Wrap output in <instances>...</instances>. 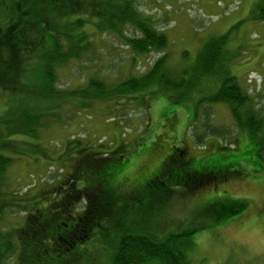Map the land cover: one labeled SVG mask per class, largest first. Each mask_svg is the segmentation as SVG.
Returning a JSON list of instances; mask_svg holds the SVG:
<instances>
[{
	"label": "rangeland",
	"instance_id": "obj_1",
	"mask_svg": "<svg viewBox=\"0 0 264 264\" xmlns=\"http://www.w3.org/2000/svg\"><path fill=\"white\" fill-rule=\"evenodd\" d=\"M121 1L127 0H75L71 5L66 3L71 6L68 8L71 17H66L67 13L50 17L56 28H66L78 17L102 22L103 15L98 9ZM128 1L167 36V49L163 53L137 55L124 39L138 37L132 27H123L120 36L103 34L92 23L86 24L83 30L90 44L79 58L59 69L56 85L65 96L53 99L58 105L41 120L36 138L15 132L11 137L19 141L16 144L21 148L13 151L0 147L1 154L11 160L4 173L2 198L10 199L17 194L42 203L60 200L64 193L63 196L51 193L68 181L80 152L108 151L123 163L112 181L120 185L116 184L118 188L113 194L107 189L96 190L94 199L100 200L99 210L108 221L104 224L105 236L102 240L95 233L90 242L79 248L76 255L83 257L77 261L89 255L93 264H108L113 245L124 232L150 229L159 237L191 234L194 244L188 253L191 264H264V160L258 159L254 143L247 140L249 135L237 132L229 138L210 137L203 146H197L189 127L200 126L203 109L195 115L193 101L174 104L158 88L135 94V101L122 100L116 90L131 74H145L164 53L168 65L180 69L196 57L208 38L230 32L231 71L240 85L264 102V23L251 17L257 0ZM58 11L62 10L52 13ZM45 12L51 13L50 9ZM33 44L34 39H25L24 46ZM36 46L35 51L26 53L27 60L24 56L20 60V65L26 62L23 80L29 84L14 83V95L0 91V133L6 132L3 119L20 106L21 90L44 91L40 74L34 68L40 54V44ZM185 53L189 58H184ZM92 82L110 87L109 96L88 91ZM211 112L215 125H233L227 106L215 105ZM178 148H183L182 154L187 155L185 161L190 160L187 164L190 170L214 164L230 166L240 173L208 182L206 187L192 188L191 182L183 187H171L166 182L149 185ZM85 180H69L65 192L70 184L83 190L89 183ZM148 185L149 192L142 193ZM84 206L82 201L75 211H82ZM12 208L6 210L2 222L5 231L15 235L25 224L28 208L23 207L24 212ZM235 211L238 212L233 214ZM7 264H20L17 255Z\"/></svg>",
	"mask_w": 264,
	"mask_h": 264
},
{
	"label": "trees",
	"instance_id": "obj_2",
	"mask_svg": "<svg viewBox=\"0 0 264 264\" xmlns=\"http://www.w3.org/2000/svg\"><path fill=\"white\" fill-rule=\"evenodd\" d=\"M84 1L86 0H81ZM72 2L75 0H0V91L14 95L16 93L14 83L29 84L23 80L27 74L24 71L26 62L20 65V60L23 56L27 60L26 53L35 51L36 43L40 44L38 48L40 54L34 68L36 67L40 74L39 82L44 90L20 91L22 95L19 97L23 99L18 110L3 119L6 132L0 133V136H3L0 138V147L18 151L21 146L19 147L16 142L19 141L11 137L15 132L17 135L25 134L31 139L36 138L42 121L49 115L48 110L58 105L53 99L65 96L56 85L59 69L72 59L79 58L90 44V39L83 30L86 24L92 23L103 34L116 33L120 36L123 27H132L139 34L138 37L124 39L127 46L137 55L163 53L167 49V36L160 33L153 20L143 15L137 6L128 0L117 5L111 3L109 6H101L98 11L103 15L102 22L94 23L78 17L66 28L53 26L50 15L65 16L67 13L66 17H71L68 13L71 6L66 3L71 5ZM256 2L251 17L264 23V0ZM49 9L51 13L45 12ZM53 10L62 11L52 13ZM230 34L228 32L208 38L196 57L180 69L170 67L168 57L164 53L145 74L140 76L131 74L117 85L116 90L122 100L135 101L137 99L135 94H141L150 88H158L174 104L193 101L195 115L196 113L199 115L200 109L206 110L205 113L201 110L200 126L189 127L195 145L203 146L210 137L229 138L234 133L243 132L249 135L248 142L254 143L258 159L264 160V102L240 85L231 71L233 59L229 49ZM25 39L27 41L34 39V44L30 47L24 46ZM184 58H189V54L185 53ZM87 88L90 92L109 96L110 87L101 83L92 82ZM219 104L229 108L233 122L231 127L214 124L211 110ZM80 144L81 142L78 143ZM182 150L183 148L175 149V155L174 150L172 151L171 158L167 159L165 166L155 174L149 185L153 182L161 184L166 182L171 187H183L191 182L192 188L206 187L208 182L219 181L229 175L240 173L231 170L230 166L214 164H205L198 169L190 170L189 165L187 166L190 160L185 161L187 155L182 154ZM1 153L0 264H7L15 254L20 264H82L83 261L93 264L94 259L89 255L84 260L77 261L83 256L78 257L76 254L82 245L92 240L95 233H98L102 240L105 236V225L108 221L101 215L100 200H95L94 194L96 190L105 189L113 194V190L118 188L116 184H120L112 181L114 174L123 166L121 160L113 158L114 153L108 151L84 154L83 149L68 181L78 182L87 178L89 183L83 190H77L70 184L66 192L64 187L68 181L63 183L60 189H56V193L50 192L54 196L65 194L62 195L61 203L57 205L61 199L42 203L20 198L17 194L12 195L10 199H3L4 173L11 160ZM111 185L113 187L110 188ZM149 185L146 190H141L142 193L149 192ZM45 194L47 193L43 195ZM167 194L166 191V196ZM82 201L85 203L84 208L76 212ZM11 206L16 211L21 209L22 212L23 207L28 208L25 211L27 213L25 224L16 230L15 235L6 232L2 222L6 210ZM236 212L238 211L233 214ZM218 221L222 220L219 218ZM193 245L189 233H170L159 237L150 229L132 234L124 232L113 245L108 256V264H191L188 253L192 251Z\"/></svg>",
	"mask_w": 264,
	"mask_h": 264
}]
</instances>
